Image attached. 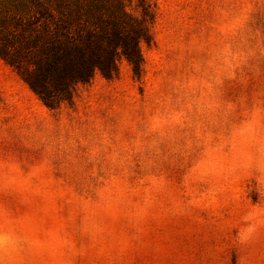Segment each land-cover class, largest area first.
I'll return each mask as SVG.
<instances>
[{
	"label": "rangeland",
	"instance_id": "1",
	"mask_svg": "<svg viewBox=\"0 0 264 264\" xmlns=\"http://www.w3.org/2000/svg\"><path fill=\"white\" fill-rule=\"evenodd\" d=\"M123 3L137 74L0 58V264H264V0Z\"/></svg>",
	"mask_w": 264,
	"mask_h": 264
},
{
	"label": "trees",
	"instance_id": "2",
	"mask_svg": "<svg viewBox=\"0 0 264 264\" xmlns=\"http://www.w3.org/2000/svg\"><path fill=\"white\" fill-rule=\"evenodd\" d=\"M146 39L123 0H0V58L47 106L68 85L109 79L120 58L137 74Z\"/></svg>",
	"mask_w": 264,
	"mask_h": 264
}]
</instances>
